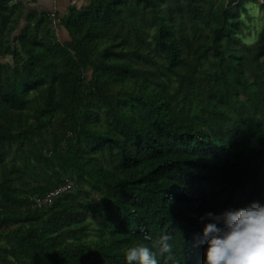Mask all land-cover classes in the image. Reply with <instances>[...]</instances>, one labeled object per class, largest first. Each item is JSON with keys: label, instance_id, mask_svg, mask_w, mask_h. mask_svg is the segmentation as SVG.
Returning <instances> with one entry per match:
<instances>
[{"label": "trees", "instance_id": "1", "mask_svg": "<svg viewBox=\"0 0 264 264\" xmlns=\"http://www.w3.org/2000/svg\"><path fill=\"white\" fill-rule=\"evenodd\" d=\"M40 1L0 0V264H202L205 212L264 203V0H59V36Z\"/></svg>", "mask_w": 264, "mask_h": 264}, {"label": "clouds", "instance_id": "2", "mask_svg": "<svg viewBox=\"0 0 264 264\" xmlns=\"http://www.w3.org/2000/svg\"><path fill=\"white\" fill-rule=\"evenodd\" d=\"M202 232L197 245H204L202 264H264V203L252 201L248 206L211 210L201 217ZM127 264H165L174 258L170 235L152 246L136 242L125 251Z\"/></svg>", "mask_w": 264, "mask_h": 264}, {"label": "built area", "instance_id": "3", "mask_svg": "<svg viewBox=\"0 0 264 264\" xmlns=\"http://www.w3.org/2000/svg\"><path fill=\"white\" fill-rule=\"evenodd\" d=\"M19 0H9V4H16ZM28 1H36V0H28ZM56 11H57V8L56 6H54L51 10V12L49 13V17H50V23H51V30L53 32V34L55 36H59V27H58V18L56 16ZM63 190H65V188H63ZM60 192V190L54 192L53 194H50L44 198H41V199H38V198H35L34 199V204L36 206H41L42 204L44 203H47V202H50L53 197L56 195V193Z\"/></svg>", "mask_w": 264, "mask_h": 264}, {"label": "rangeland", "instance_id": "4", "mask_svg": "<svg viewBox=\"0 0 264 264\" xmlns=\"http://www.w3.org/2000/svg\"><path fill=\"white\" fill-rule=\"evenodd\" d=\"M258 2L262 3V0H257ZM248 9L250 10V13L255 16V20L253 19L251 23H253V28L248 29V31L245 32L243 35L244 39L246 42H251L255 39L256 37V31L260 27V22L261 19L264 17V12L263 11H258L255 6L249 5ZM250 33V34H248Z\"/></svg>", "mask_w": 264, "mask_h": 264}, {"label": "crops", "instance_id": "5", "mask_svg": "<svg viewBox=\"0 0 264 264\" xmlns=\"http://www.w3.org/2000/svg\"><path fill=\"white\" fill-rule=\"evenodd\" d=\"M65 1H66V0H63L62 2H60V4L63 5V3H64ZM58 2H59V0H42V1L39 2L38 5L41 7L40 9H41L42 11H45V12H47V13H50L51 10H52V8H53L54 6H56V8H57V6L59 5ZM61 33H62L63 38L66 37V36H65V35H66L65 32L62 31ZM64 39H65V38H64Z\"/></svg>", "mask_w": 264, "mask_h": 264}, {"label": "bare ground", "instance_id": "6", "mask_svg": "<svg viewBox=\"0 0 264 264\" xmlns=\"http://www.w3.org/2000/svg\"><path fill=\"white\" fill-rule=\"evenodd\" d=\"M257 65V64H256ZM259 74V73H258ZM263 80V79H262ZM45 205V204H44ZM134 240V239H133Z\"/></svg>", "mask_w": 264, "mask_h": 264}]
</instances>
